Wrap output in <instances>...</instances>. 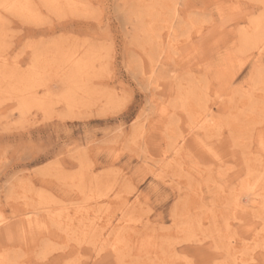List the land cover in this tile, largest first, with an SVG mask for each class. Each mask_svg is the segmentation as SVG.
Listing matches in <instances>:
<instances>
[{"label":"rangeland","instance_id":"1","mask_svg":"<svg viewBox=\"0 0 264 264\" xmlns=\"http://www.w3.org/2000/svg\"><path fill=\"white\" fill-rule=\"evenodd\" d=\"M0 218V264H264V0H0Z\"/></svg>","mask_w":264,"mask_h":264},{"label":"bare ground","instance_id":"2","mask_svg":"<svg viewBox=\"0 0 264 264\" xmlns=\"http://www.w3.org/2000/svg\"><path fill=\"white\" fill-rule=\"evenodd\" d=\"M7 5V4H6ZM16 7V6H15ZM180 7V6H179ZM127 22H129V21H127ZM171 34V33H170ZM140 41V40H139ZM195 60V59H194ZM159 62V61H158ZM32 64V63H31ZM33 65H34V62H33ZM36 65V64H35ZM141 70V69H140ZM37 73V72H36ZM5 75V74H4ZM27 74H25V76H26ZM9 77H11V75L9 76ZM21 78H22V76H21ZM7 79H9V78H7ZM26 79H27V77H26ZM30 79V78H29ZM23 80V82H25L24 81V79H22ZM19 81H21V80H19ZM19 83V82H18ZM154 83V82H153ZM33 85H34V83H33ZM17 93H19V92H17ZM21 93V92H20ZM32 97V96H31ZM32 100H33V98H32ZM32 100H30V101H32ZM34 102V101H33ZM21 104L24 106L25 105V103H23V102H21ZM30 107V106H29ZM40 107V106H39ZM28 108V107H27ZM41 108V107H40ZM26 109V108H25ZM42 109V108H41ZM250 112V111H249ZM242 128V127H241ZM226 134V133H225ZM165 155V154H164ZM156 169V168H155ZM171 180V179H170ZM114 183V182H113ZM255 185V184H254ZM100 198V197H99ZM1 218H0V235L1 236H3V233H2V230H1ZM5 221V220H4ZM6 221H8V220H6ZM4 223V222H3ZM6 223V222H5ZM18 227V226H17ZM21 227V226H20ZM22 229V228H21ZM15 233V232H14ZM56 248V247H55ZM92 254V253H91ZM1 256H0V262L2 261V257H4L3 255H5V254H0ZM38 257V256H37Z\"/></svg>","mask_w":264,"mask_h":264}]
</instances>
